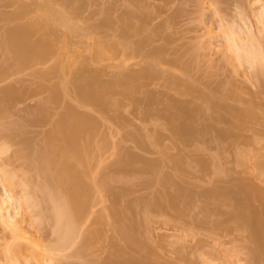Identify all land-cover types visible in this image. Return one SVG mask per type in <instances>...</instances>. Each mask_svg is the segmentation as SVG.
Masks as SVG:
<instances>
[{"label": "rangeland", "instance_id": "obj_1", "mask_svg": "<svg viewBox=\"0 0 264 264\" xmlns=\"http://www.w3.org/2000/svg\"><path fill=\"white\" fill-rule=\"evenodd\" d=\"M21 6L27 11L17 18ZM48 8L78 28L70 35L65 27H55L56 36L67 37L68 55H61L63 49L55 43L61 60L66 63L69 58L74 64L64 72L55 55L24 64L23 59L4 54L6 32L18 24L34 23L36 36L31 38H46L42 17ZM130 13L135 18L129 20ZM143 24L145 29L137 31ZM227 27L251 34L264 55V0H178L168 9L162 0H0V91L12 88L16 94L10 105L4 102L8 107L0 123L24 127L16 142L0 135V175L7 170L22 172L21 177L29 172L23 157L45 142L66 108L87 115L95 126L89 138L92 159L86 180L97 189L77 228L84 238L77 235L68 250L62 248L58 254V248L50 254L51 264H250L246 239L251 228L210 194L252 186L259 196L253 199L249 194L252 200L239 196L241 206L264 210V60L254 69L239 66L226 50ZM140 42L144 47L139 52L123 53L121 43L134 48ZM82 66L101 71L99 83L106 87L143 69L153 74L134 92L119 85L104 110L97 104H81L76 77ZM212 98L220 104L222 121L211 109ZM176 104H184L186 110L177 111ZM247 107L252 116L236 118L235 110ZM173 114H180L179 119L170 121ZM190 118L197 130L208 131L195 138L180 136L176 127L188 124ZM228 122L233 123L232 134L218 140L217 130L229 129ZM21 140L24 144H18ZM127 155L134 156L135 165L119 169V162L126 164L130 158ZM141 161L150 168L140 170ZM21 189L13 186V196L19 199ZM166 194L178 197L176 207H169ZM119 217L124 227L135 230L131 240L117 228ZM0 226V264H7L4 248L10 233ZM48 227L27 230L51 249L57 236ZM85 241L89 250L83 247ZM117 246L129 252L121 256ZM82 250L85 254H80Z\"/></svg>", "mask_w": 264, "mask_h": 264}, {"label": "bare ground", "instance_id": "obj_2", "mask_svg": "<svg viewBox=\"0 0 264 264\" xmlns=\"http://www.w3.org/2000/svg\"><path fill=\"white\" fill-rule=\"evenodd\" d=\"M162 1H164L165 6L168 9L173 5L175 1L178 0H162ZM25 7L21 6L20 9L21 11L19 10V12L15 14L17 18L21 17V15L27 11L26 10L27 8ZM127 17L129 20L135 18L134 14L132 13L128 14ZM169 19L170 18H168L167 21ZM42 23L44 25V31H45L44 33L46 35V38H41L40 36L39 40L38 37L36 41L32 39L36 36L35 35L36 32L35 30H37L36 24L34 23L26 24V25L24 24L23 26L22 25L20 26V24H18L16 28L14 29L12 28L10 29V31L6 32V36L4 37V39L6 40L5 42L6 45H4L5 53L4 52L2 53L11 54L13 55V57L16 58V60L18 58L19 61L23 59L24 64L31 63L34 60L35 61H38L40 59L43 60V58L44 57L46 58V56L49 57L50 55H55L54 57L56 58V62L59 65L60 63H63L61 71L64 72L65 68L73 66L74 64L72 60L69 61L68 57H67L68 61L66 63H64V60L63 61L61 60V55H63L62 52L63 53L65 52V54H67L66 52H68V51H64L67 50L66 47H68L66 46L67 37H64L62 39L61 37H58V34L56 36L55 33L57 30L55 27L58 25L65 27L68 34L70 35L77 33L78 28L76 26L68 24L67 18H65L64 14H58L53 10H51L50 8L45 10L42 17ZM144 25L145 24H143V26L138 28L137 31H143L145 29ZM32 35L34 37H32ZM224 39L226 43V50L229 53L233 54V56H235L234 58L237 60L239 66H244V64H247L250 67V69L251 68L254 69L257 63L264 60L263 58L264 55L262 56L261 54H259V47H258L259 44L257 40L254 37H252L251 34L246 33L241 28L237 30V28L235 27H227L226 32L224 33ZM55 43H57L56 45L59 46L57 47ZM121 45L123 47L122 48L123 53H126L131 50L134 53L139 52L144 47V43L141 42L139 44H136V46L134 45V48L124 43H121ZM55 46L59 50L63 49L60 52L61 55L58 52L59 50L55 48ZM116 47L117 44L114 43L111 45V48H109L112 51L111 55H114V50ZM161 51H163V48L159 49V51L157 52L160 53ZM157 52H155V55L157 54ZM80 70L81 71H79L78 77H76V82H77L76 89L78 90L77 93H79L80 100H82L81 104H83V106L84 105L87 106V104L90 103L95 105L97 104L103 109L106 105H108L107 103H109V101L112 102L111 95H113L112 93L116 91V88L119 85H124L127 87V90L134 92L135 89L136 90L138 89L137 88L139 87L138 83L141 80L149 79L150 77H152L153 74L152 72H150L151 69L150 70L143 69L140 70L136 76L127 75L125 76L126 78H124L125 81L118 80L116 82L109 83V86L106 87L105 84L103 83L100 84L101 82L99 81V78L101 77V73H102L101 71L91 72L86 70L85 67H83ZM13 94L15 93L14 91H12V88H8V89L5 88V90L3 89V91L1 90L0 98H2V100L0 99V101H2V103L0 104L5 106L4 102L5 104H9L10 102H13L11 100V96L15 97L16 95ZM54 94H52V99L55 98L54 99L55 102L57 99H56V94L55 96ZM105 95L107 96L109 95L108 98ZM17 96H16L17 99L15 100L20 101L21 100L19 99L20 97L18 96L19 97L18 98ZM212 99L214 100L210 101L211 109H213L216 112L217 120L219 121L224 120L223 116L220 113L221 108L219 102L216 101L215 98ZM153 101L154 99L150 98L149 102H153ZM3 106L0 105V115L6 112L5 110L7 105L4 108ZM175 108L179 112H184L186 110V106L184 104H176ZM44 115L41 117H44ZM62 115H60L62 118H59L58 122H56L57 124L54 122L56 125L52 124L51 127L52 131L46 134V137L44 139L45 142H43L42 145L39 144L41 146L36 147V149L34 148L33 150L30 149L31 151L29 153V156L23 157V159L25 160L24 161L25 165L27 169H29L30 173L29 172L24 173L25 172L24 171L23 172L24 174H22L21 177L20 174L22 172L21 173L19 172L18 175L15 173L16 171L14 173L10 172L11 170L8 172L7 170L8 168H7L6 169L7 171L6 172L3 171L4 172L3 175L2 173L0 175L1 176L0 177V186H1L0 223L3 225V228L5 227L4 230L7 231L9 230L10 233L9 234L10 240L8 243H6V246L4 248L5 249L4 255L7 256L6 257L7 264H51V261H53V257L51 255L54 254V251H57V249L59 248L60 250H58L57 252L59 254L60 253L59 251L63 249L68 250L69 248L68 245H70L73 242V240L75 241L77 239V235L79 233L77 232V228L81 226L80 225L81 221H83L84 220L83 218H85L84 216L87 215L86 214V211H88L87 204L91 196L95 192V188H96L94 187V184L92 185V183L90 184L86 180L87 177L89 176L90 160L92 159L91 158L92 150L89 145V138L93 136L92 134L94 133L95 126H91L92 125L91 120L90 118L86 117L87 115L84 116L80 113L78 114V112H76L74 108L71 107L66 108V110L63 112ZM179 115L180 114H173L170 117V121H176L177 119H179ZM235 115L236 118L244 120L246 118H250L252 116V112L250 107H247L246 109L235 110ZM35 122H37V120ZM192 122L193 120L192 118H190L188 124H182L177 126L176 132L184 138H195L198 137L203 131L205 133L208 131L206 128H203L202 130H197L194 126H192L191 124ZM9 124L7 123L4 126L3 123L2 124L0 123V125H3L0 126L1 129L0 135H3L2 137L3 139H5V141L14 139L16 136H18V138L17 137L16 138L20 140V138H22L23 135L22 131L24 133L23 130L24 127L22 125L17 126V124L14 125H11V123ZM228 125L230 126V128L225 131L217 130L218 132L216 133V137L218 140H221L232 134V129L234 127L233 123L228 122ZM16 138H15V142L17 141ZM12 142L14 141L12 140ZM21 142L19 141L18 144H24V142L22 143ZM18 146L20 148V145ZM19 148H17V150L21 149ZM1 151H3V149H1L0 152ZM5 151L6 149L4 150V153L6 154ZM128 158L129 159L126 160L127 162L126 164L124 163L121 165L120 164L121 162L118 161L120 166L117 165L118 162L115 163V165H117L119 169L122 168L124 165L126 166L124 168H128L127 166L131 167V165L132 166L135 165L134 156L132 157L131 155L128 156ZM34 159L35 160L37 159L36 161L38 163L40 162L39 165L37 163L38 166L35 165L36 163L34 162ZM5 161L8 162V160ZM140 163H142V165H140V170L142 169L145 171L146 169L150 168V164L148 162L141 161ZM8 164L9 163H7V165ZM108 184L109 183L106 184L107 187ZM16 185L17 187L20 186V188H22L20 197L17 196L19 197V199L15 197L16 195L13 196L14 194H12V190H11L13 186L16 188ZM244 186L245 185L241 186L238 189V191L221 190L211 193L210 196L214 200L222 201L224 206L233 208V212L239 218H241V220L244 222L245 227L247 226L248 229L251 228L252 231L250 230V232L252 234L250 233V236L248 237L249 239L248 238L246 239L247 240L246 245L247 247L249 246V248H247L249 253L248 254L249 259L247 261L250 264H264V210L262 212H259V209L253 211L252 207H250L252 210L249 209L248 207L249 205L246 206L244 204L241 206V203L239 201L240 200L239 196H247L248 198H250L249 194H254V196L252 195L253 199H256L254 198L255 196H259L258 193H257L258 195H255L256 193L255 188H253L252 186L251 187L250 186L244 187ZM101 187L102 186H100L99 189H101ZM107 187L104 185V188ZM177 198L176 197L174 198V196L173 195L171 196L170 194L165 195V200L166 203L169 205V207H176V203L178 202ZM258 198L260 197H257V199ZM249 200L252 199L250 198ZM236 202H239V204H237ZM234 213H232L231 215L233 216ZM27 214H29L30 216ZM32 220L35 222H33ZM118 220H120V222ZM122 220L124 221V219H120V217L117 219V225L119 226L120 224V226L119 227L117 226V228L126 237L125 239L128 240L130 239L131 232L134 229L124 227ZM24 224H26L25 225L26 227L24 226ZM48 226L50 227L49 231H52L53 234H56L57 236L56 238L57 245L54 248H51L52 250L56 249L53 251L51 249H48L39 239H37V237L33 236V233H30L27 230L28 228L35 227V229L37 228L40 231V228L45 229V227ZM89 237L90 236H87L85 238L89 239ZM88 241H85L84 246L83 245L82 246L86 248L87 247L86 242ZM127 242L128 244L130 243L129 241ZM72 244L74 245V242ZM89 246L90 245H88V248ZM128 246H129L128 248L131 247L130 244ZM134 246H136V244H134ZM85 248L84 250L86 251L87 248L86 249ZM49 250H51L53 253H51V251ZM115 250L118 251L120 255L122 254L121 256H123L125 255L123 253L127 252L128 249L125 248L124 246L122 248L117 246ZM82 251L80 252V254L81 253L85 254L84 251L83 252ZM49 256L52 258H50ZM82 256L84 255H81V258Z\"/></svg>", "mask_w": 264, "mask_h": 264}]
</instances>
